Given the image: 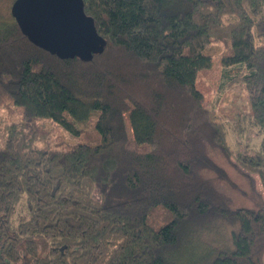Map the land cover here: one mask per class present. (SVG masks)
I'll use <instances>...</instances> for the list:
<instances>
[{"label": "trees", "instance_id": "trees-1", "mask_svg": "<svg viewBox=\"0 0 264 264\" xmlns=\"http://www.w3.org/2000/svg\"><path fill=\"white\" fill-rule=\"evenodd\" d=\"M83 4L104 40L90 60L61 58L13 17L0 21V93L21 109L0 123V264H264V197L231 208L206 176L228 179L219 150L264 189V0ZM213 41L223 46L218 95L242 84L250 112L234 129L261 134L255 152L232 151L197 86ZM126 112L146 150L129 146ZM39 118L82 140L37 146ZM216 218L230 224L228 242L203 244Z\"/></svg>", "mask_w": 264, "mask_h": 264}, {"label": "rangeland", "instance_id": "rangeland-1", "mask_svg": "<svg viewBox=\"0 0 264 264\" xmlns=\"http://www.w3.org/2000/svg\"><path fill=\"white\" fill-rule=\"evenodd\" d=\"M13 0H0V21L6 22L12 18L10 6ZM223 51L221 43L210 42L205 53L211 56V65L208 69L198 70L196 83L199 89L204 93V102L206 105L212 104L213 115L223 120L226 125V142L232 151L255 152L258 150L261 141V134L257 131L238 134L234 125L239 115L250 112V104L246 91L241 83H236L229 89L218 95L217 78L220 68V54ZM218 95V96H217ZM0 123L11 122L20 119L21 109L14 105L11 99L3 92L0 93ZM98 115V110H92L88 119L78 123L82 133L89 131ZM127 133L129 135V146L139 150H146L147 145H136L132 141V133L127 120V112L124 114ZM37 125L44 131L45 138L36 142L39 147H54L68 149L76 142L82 140L81 135H75L68 132L64 127L49 118H39ZM216 163L222 168L227 176V180L216 176L212 171H207L206 176L212 180L214 187L230 202L231 208L236 207H256L261 197H264V189L256 174H247L238 166L231 163L219 150L213 153ZM211 231H206L201 236L203 244L217 246L220 243H227L229 223L216 218L211 221ZM202 244V245H203ZM201 249V248H200ZM187 258L191 256L187 252ZM198 259L199 256L196 255ZM264 262V253L262 255ZM197 263L198 260H195Z\"/></svg>", "mask_w": 264, "mask_h": 264}, {"label": "water", "instance_id": "water-1", "mask_svg": "<svg viewBox=\"0 0 264 264\" xmlns=\"http://www.w3.org/2000/svg\"><path fill=\"white\" fill-rule=\"evenodd\" d=\"M10 12L31 42L61 58L90 60L103 49L83 0H13Z\"/></svg>", "mask_w": 264, "mask_h": 264}]
</instances>
